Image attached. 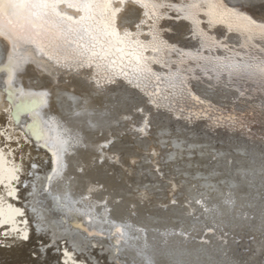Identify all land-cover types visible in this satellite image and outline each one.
I'll return each mask as SVG.
<instances>
[{"label":"bare ground","instance_id":"1","mask_svg":"<svg viewBox=\"0 0 264 264\" xmlns=\"http://www.w3.org/2000/svg\"><path fill=\"white\" fill-rule=\"evenodd\" d=\"M224 3L264 23V0ZM161 11L166 15L158 23L160 37L179 51L168 52L164 66L150 64L160 75L148 82V91L160 88L156 104L122 77L97 89L89 79L92 70L59 67L30 50L16 86L47 92L45 118L82 137L65 154L62 177L50 185L51 145L32 117L7 99L0 73V264H118L120 256L129 264H144L145 257L152 264H264V84L246 73L218 77L215 59L181 57L199 51L256 63L264 59V40L242 46L246 38L239 33L201 23L220 42L201 49L190 21L174 10ZM142 12L129 4L120 14L121 28L137 31ZM8 50L0 38V64ZM194 97L204 103L195 105ZM207 106L225 118L217 120L221 115H210ZM137 107L144 115L134 113ZM184 107L195 108L183 112ZM145 120L144 131H136ZM66 192L79 203L62 207L64 214L51 211L53 197ZM90 204L97 216L106 206L111 220L131 224L127 231L136 239L117 244L110 226L89 222L75 210Z\"/></svg>","mask_w":264,"mask_h":264},{"label":"snow or ice","instance_id":"2","mask_svg":"<svg viewBox=\"0 0 264 264\" xmlns=\"http://www.w3.org/2000/svg\"><path fill=\"white\" fill-rule=\"evenodd\" d=\"M129 4L143 9V18L136 24L135 32L120 26V14ZM162 9L174 10L178 18L192 23L193 34L199 37L201 49L211 50L220 43L200 27L201 23H207L209 29L221 25L230 33H239L246 38L242 46H247L257 37L264 40V23L257 22L235 7H229L224 0H181L179 4L166 0H0V38L9 44L7 60L0 64V73H4V91L15 109L24 110L32 117L38 129L43 132L46 144L51 145L49 151L53 156V168L47 177L49 185L62 177L66 168L64 156L82 143V137L61 125L55 118H45L41 109L47 106V92H34L16 86L17 73L29 62L32 55L30 50H34L35 56L47 57L59 67L92 70L89 79L94 81L97 89L122 77L129 84L140 88L156 104L155 98L160 95V88L157 85L155 92L148 91V82L152 79L159 81L160 75L152 71L150 64L160 63L164 66L166 54L179 51L160 37L158 23L166 15ZM201 15L206 17V21L200 19ZM143 26L148 29L146 33L141 31ZM141 36L150 39H141ZM149 52L152 55H147ZM185 56L215 59L218 63L213 71L217 72L218 77L224 71L229 77L246 73L249 77H258L261 84H264V59L250 64L234 62L229 57H203L199 51L181 52V57ZM180 63H183V59ZM179 71L178 68L172 78L179 75ZM194 99L198 100L196 97ZM227 119L234 122L236 118L229 116ZM146 127L147 120L144 127L138 130L143 132ZM45 190L49 191V188L46 186ZM53 199L69 209L79 203L72 201L67 192L63 198L57 195ZM95 207V204H90L86 209L75 210L86 216L89 222L98 223L101 227L110 226V235L117 238V244L122 242L127 245L130 240L136 239L127 231L132 228L131 224L111 220L106 206L97 216ZM136 231L141 232L143 229ZM144 264H152L151 259L145 257Z\"/></svg>","mask_w":264,"mask_h":264},{"label":"water","instance_id":"3","mask_svg":"<svg viewBox=\"0 0 264 264\" xmlns=\"http://www.w3.org/2000/svg\"><path fill=\"white\" fill-rule=\"evenodd\" d=\"M199 101H201L200 99H199ZM185 103V102H184ZM195 103V102H194ZM200 102H198V103H196L195 105H198ZM149 104H152L151 102L149 103ZM200 105V104H199ZM187 106V105H186ZM214 107V106H213ZM179 108V107H178ZM195 107H192V108H190L189 109V107L188 108H185L184 107V109L182 110L181 109V111H183V112H188V111H191V112H193ZM198 108V107H197ZM189 109V110H188ZM201 109V108H200ZM204 109L205 110H208L209 111V113H210V115H213L214 116V114H215V116H218L219 114L222 116V117H224L225 118V114L223 113H220V111H218L219 109H215V108H212V110L214 111V112H211L210 110H211V108H210V106H207V108H205L204 107ZM138 112H140L141 114H143L144 115V111H143V107H137L136 108V110L134 111V113H138ZM181 115H183V113H181ZM219 117V116H218ZM176 119H180V117H175ZM182 118V117H181ZM192 118V117H191ZM203 118H204V116H202V115H200V117H199V120H203ZM138 126H140V124H138ZM136 131H139V130H137V128H136ZM49 175V173L47 174V176ZM93 236L94 235H96V236H101V234H92ZM91 236V235H90ZM102 236H104L105 237V235L103 234ZM101 236V237H102Z\"/></svg>","mask_w":264,"mask_h":264},{"label":"rangeland","instance_id":"4","mask_svg":"<svg viewBox=\"0 0 264 264\" xmlns=\"http://www.w3.org/2000/svg\"><path fill=\"white\" fill-rule=\"evenodd\" d=\"M46 203V202H45ZM45 203H44V205H45ZM54 204H56V209H51V211H55V212H58V213H63L64 214V212H62L63 210H62V207L63 206H61L59 203H57L56 201H54ZM53 206V204H51V206L49 205V207L48 208H50V207H52ZM62 210V211H61ZM170 217L168 216L167 217V219H169ZM65 224V223H64ZM32 256L33 257H36V255L35 254H33L32 253ZM100 261H102V260H100ZM116 262L118 263V264H129V262L125 259V257L124 256H120V257H118L117 259H116Z\"/></svg>","mask_w":264,"mask_h":264}]
</instances>
